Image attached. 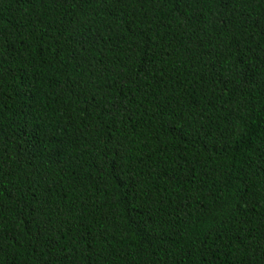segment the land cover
<instances>
[{"label": "trees", "instance_id": "1", "mask_svg": "<svg viewBox=\"0 0 264 264\" xmlns=\"http://www.w3.org/2000/svg\"><path fill=\"white\" fill-rule=\"evenodd\" d=\"M0 264H264V0H0Z\"/></svg>", "mask_w": 264, "mask_h": 264}]
</instances>
